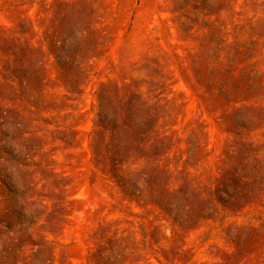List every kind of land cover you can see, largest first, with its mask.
I'll return each instance as SVG.
<instances>
[{"label":"rangeland","instance_id":"obj_1","mask_svg":"<svg viewBox=\"0 0 264 264\" xmlns=\"http://www.w3.org/2000/svg\"><path fill=\"white\" fill-rule=\"evenodd\" d=\"M0 264H264V0H0Z\"/></svg>","mask_w":264,"mask_h":264}]
</instances>
